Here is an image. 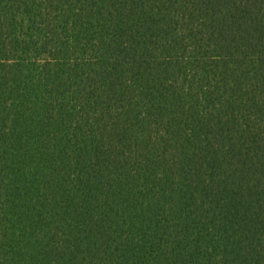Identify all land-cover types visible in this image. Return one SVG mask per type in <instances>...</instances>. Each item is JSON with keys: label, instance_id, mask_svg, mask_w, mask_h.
Instances as JSON below:
<instances>
[{"label": "trees", "instance_id": "trees-1", "mask_svg": "<svg viewBox=\"0 0 264 264\" xmlns=\"http://www.w3.org/2000/svg\"><path fill=\"white\" fill-rule=\"evenodd\" d=\"M0 264H264V0H0Z\"/></svg>", "mask_w": 264, "mask_h": 264}]
</instances>
